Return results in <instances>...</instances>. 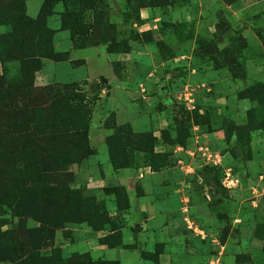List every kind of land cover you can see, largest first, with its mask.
<instances>
[{
  "label": "rangeland",
  "instance_id": "rangeland-1",
  "mask_svg": "<svg viewBox=\"0 0 264 264\" xmlns=\"http://www.w3.org/2000/svg\"><path fill=\"white\" fill-rule=\"evenodd\" d=\"M44 1L26 0L32 26ZM50 10L45 33H39L47 54L38 71H25L12 58L0 61V111L14 112L8 124L20 125L35 102H44L46 90L67 88V100L84 110L70 119L88 128V139L81 149L72 144L73 163L61 153L58 162L70 175L71 188L105 212L109 223L99 230L75 217L65 229H52L53 237H41L39 200L30 190L14 208L0 204V235L41 246V259L88 252L95 262H119L106 257L108 247L101 243L113 238L122 244L114 249L139 250L142 259L156 264H264V215L258 214L264 207V0H57ZM121 54L142 60L120 68L115 61ZM106 55L118 77L129 75L124 86L132 92L131 106L121 102L120 91L114 100L126 119L131 110L130 123L118 125V114L109 109L108 80H87L86 58ZM128 68L134 71L126 73ZM35 90L45 98L33 99ZM103 105L106 139L116 132L114 125L129 126L152 134L153 153L126 141L129 166L115 170L107 144L98 151L90 143L95 110ZM35 118L32 141L46 133L47 114ZM143 121L148 127H141ZM17 137L0 135L6 148ZM198 144L218 152V159L198 151L191 156ZM15 145L24 148L20 141ZM46 146L39 151L52 155ZM143 202L171 217L149 222L147 214L135 215L133 208ZM237 216L242 220L236 222ZM143 223L156 230L155 237L143 238ZM18 239L0 241V264L29 263L22 257L27 249L13 251L11 240Z\"/></svg>",
  "mask_w": 264,
  "mask_h": 264
},
{
  "label": "trees",
  "instance_id": "trees-1",
  "mask_svg": "<svg viewBox=\"0 0 264 264\" xmlns=\"http://www.w3.org/2000/svg\"><path fill=\"white\" fill-rule=\"evenodd\" d=\"M55 1L57 0L44 1L41 13L35 25L32 26L25 14L26 0H0V28L7 29L6 32L0 33V61L12 58L21 61L25 71H38L40 59L47 54V45L42 43L39 33H45L44 20L52 15L50 7ZM9 90L6 87L5 91L9 92ZM66 90L67 88L46 90L44 92L47 94L46 98L45 95L40 96L38 90L33 91V99L41 97L45 100L42 104H39L41 102L38 101L35 102L32 105L34 107L31 106L27 110V117H22L21 120L13 117L19 120L18 122H22L20 125L19 123L8 124V116L15 115L14 112L4 114L0 111V115L3 116V118L0 117V135L9 137L11 133H18L17 140L6 143L8 148L4 147L5 143L3 139H0V204L14 208L20 199L22 202L26 200L28 191L34 190L41 209L38 218L41 224L39 232L44 238L53 237L52 232L55 229H65V225L74 221L75 217H79V220L99 230L109 223L105 212L101 211L97 205L86 204L87 201L82 193L71 188L72 179L66 171L63 172L58 162L61 156L58 157L56 154L61 153L73 163L75 154L72 149L75 147L72 144L75 142L78 145L77 149H81L83 147L81 142L88 139V128L70 119L73 113L79 112V110L84 112V110L74 106L76 100L72 98L67 100ZM44 113L47 114V125L44 130L46 133L41 139L32 141L29 137L33 136L37 128L36 123L34 126L31 121L35 122V117ZM24 119L25 125L22 121ZM114 126H117L115 132L117 134L115 136L114 133L107 138L106 144L111 165L115 170L129 166L125 157V147L128 146L126 141L135 142L136 149L140 152L153 153L156 140L151 133L139 134L133 132L129 126ZM105 127L108 128L107 122ZM12 139H16V137ZM19 141L24 144L23 149H18L15 145ZM41 144H46V148L49 147L55 152L48 155L43 150L39 151L38 148ZM88 146L89 142H86V147ZM73 211L78 215H74ZM50 212H57L59 216L49 219L47 216ZM3 224L0 220V227ZM21 229L27 230L25 222H21ZM10 235L9 233L0 235V241H8L9 237L11 239L19 238L17 241L11 240V246L15 252L19 249H27L22 255V257H26V261L29 260L27 264H120L119 262H95L90 253L68 258L41 259V256L38 255L41 246H34L31 241L25 242L21 240L24 238L15 235L11 237ZM101 243L111 249L122 246L121 242L117 243L113 238L103 239ZM0 261H4L1 256Z\"/></svg>",
  "mask_w": 264,
  "mask_h": 264
},
{
  "label": "crops",
  "instance_id": "crops-1",
  "mask_svg": "<svg viewBox=\"0 0 264 264\" xmlns=\"http://www.w3.org/2000/svg\"><path fill=\"white\" fill-rule=\"evenodd\" d=\"M126 57L127 56L124 54L116 56L117 60L115 62L120 63V68H124V67L127 68L128 67L127 62H132V63L134 62L133 64H131V66L133 67L136 65V63H140V61L142 60V58H140V57H138L136 60H127ZM66 62H67V60H63V63H66ZM85 62H86L85 63L86 67L88 69L87 80H89V81L98 80L101 77H104L105 79L108 80V84L111 86L110 97H109L110 100L108 102L110 104L109 109L115 111L118 114V119H117L118 125H121L123 123H130L131 122L130 114L132 113L131 110L127 109L129 115L126 119V117L123 116V111H120L118 106L115 105V100H114V95H115L116 91H118V92L120 91V95H118V96H119V99H121V102L126 104L129 107L131 106V102L128 101V98L130 99L132 97V92L130 90H127L126 87L124 86L125 85L124 80L127 79V77H129V75H122L121 74L118 77L115 70H114V64L115 63L110 59V57L108 55L103 56V57L102 56H100V57L90 56V57L86 58ZM91 71H92V73H91ZM124 71H126V73H127V72H132L134 70L133 69L130 70L128 68V70L125 69ZM110 76H113L116 79L115 82H119V83L114 84V82L110 80ZM120 77H123L124 79H122ZM122 80H123V82H122ZM107 99H108V97H107ZM106 107L107 106L103 105L100 108L99 107L96 108V110H95V113H97L96 118L95 119L93 118V121H92L90 143H91V146H93L98 151H99V148L102 147L103 145L106 146V137H107L108 131H109L105 127V122H104L105 120H104V115H103V113H104L103 111H105ZM118 111H120V112H118ZM122 120H124V121H122ZM148 125H149V123H147L146 121H143L141 123L142 128H146V127H148ZM157 126L161 127L160 122L157 124ZM148 130H150V129L148 128ZM202 149H204L203 146H200V144H198L194 148V151L190 152L189 154L191 156H193L194 155L193 153L195 151H198L199 154L203 155L202 151H201ZM176 151L177 152L183 151V148H181V147L177 148ZM215 152L216 151H214L212 153L214 155H218V152L217 153H215ZM95 163H98V162H95ZM108 166H109V164H108ZM109 167H111V165ZM109 167H106V169H105V171L107 173L112 171L111 168H109ZM259 183H261V182H259ZM148 209H149V211H148ZM133 211L136 213L135 215H141L142 216L143 214H147V216H148L147 221H149V222L150 221L156 222L158 220L163 222L165 219H169L171 217V215H170L171 213L159 212L158 209L154 206V204L151 205L150 203L147 204L146 202L139 204L138 207H134ZM258 214L264 215V207L262 208V210H260L258 212ZM241 220H242L241 217L237 216L235 221L237 222V221H241ZM143 225L145 227L142 230L143 234L141 233L143 238L155 237L156 230H151L147 224L143 223ZM242 244L249 245L250 242L244 241V242H242ZM108 251H113V252H109L111 254H107ZM140 253L141 252L139 250H129L128 248H122L119 250L106 248V250H105L106 257L109 260H117V261L119 260V262L121 264H156V263L149 262V261L142 259Z\"/></svg>",
  "mask_w": 264,
  "mask_h": 264
},
{
  "label": "built area",
  "instance_id": "built-area-1",
  "mask_svg": "<svg viewBox=\"0 0 264 264\" xmlns=\"http://www.w3.org/2000/svg\"><path fill=\"white\" fill-rule=\"evenodd\" d=\"M201 151H202V154H203L204 157H206V154L209 155V157H214L215 156V155H212V153L210 154V152L207 149H202ZM217 157H219V156H216L214 158L218 159ZM208 159L210 160L211 158H208ZM215 162H216V160H215ZM228 175H229L228 177H230V174H228ZM229 182H231V184L233 186L234 185L236 186V182L234 183V180H230ZM208 264H219V261L218 260H213V261H211Z\"/></svg>",
  "mask_w": 264,
  "mask_h": 264
}]
</instances>
